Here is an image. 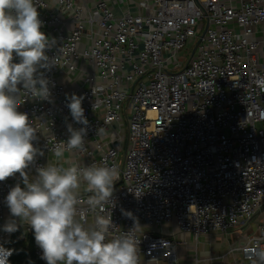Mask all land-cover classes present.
I'll list each match as a JSON object with an SVG mask.
<instances>
[{"label":"built area","instance_id":"built-area-1","mask_svg":"<svg viewBox=\"0 0 264 264\" xmlns=\"http://www.w3.org/2000/svg\"><path fill=\"white\" fill-rule=\"evenodd\" d=\"M38 11L55 38L46 54L60 57L39 70L50 99L24 96L17 109L43 153L26 171L57 162L50 149L67 141V125L83 127L67 97L82 96L85 150L65 159L118 167L110 236L138 222L141 264H182L179 243L189 245L175 229L190 236L192 264H251L243 248L264 247V0H38ZM17 183L19 173L0 182V239L32 238L47 264L6 206ZM88 195L82 186L81 208ZM11 220L17 231L5 232ZM205 235L224 239L225 252L202 258Z\"/></svg>","mask_w":264,"mask_h":264},{"label":"clouds","instance_id":"clouds-1","mask_svg":"<svg viewBox=\"0 0 264 264\" xmlns=\"http://www.w3.org/2000/svg\"><path fill=\"white\" fill-rule=\"evenodd\" d=\"M39 16L38 0H0V182L19 173L24 185L17 183L9 190L6 206L11 217L31 227L47 264H141L138 222L129 231L110 236L112 215L106 206L113 205L118 167L103 162L80 166L65 159L66 152L85 150L89 122L82 96L67 97L73 121L83 127L67 125V141L50 149L57 162L36 167L34 176L26 171L43 153L33 145L36 130L28 115L17 109L24 96L50 99L49 80L39 70H50L60 57L46 54L55 38L41 30ZM14 54L19 62H13ZM102 132L98 129L97 135ZM82 186L89 193L86 208L80 207ZM86 211L94 213L91 225ZM3 230L17 231L15 220L5 223ZM12 251L0 246V264H9ZM243 252L251 264H264V247L245 246Z\"/></svg>","mask_w":264,"mask_h":264},{"label":"crops","instance_id":"crops-1","mask_svg":"<svg viewBox=\"0 0 264 264\" xmlns=\"http://www.w3.org/2000/svg\"><path fill=\"white\" fill-rule=\"evenodd\" d=\"M118 7V4H117ZM125 7V4L122 6ZM121 8V7H120ZM176 232V238L181 242L184 239L188 241L189 246H184L183 244L179 243V251L181 255V263L182 264H192V258H193V247H192V241L190 239L189 234H182L179 233L177 229H175ZM213 237L214 236H210ZM210 237H206L202 239V244L199 247V254L202 256V258L208 257L210 254L217 253L218 249H221L222 247L223 251L226 248V243L224 242V239L215 238V241H210ZM209 240V241H208ZM208 245H213L212 248H209ZM231 259H226L224 262H215V263H209V262H203V264H230Z\"/></svg>","mask_w":264,"mask_h":264},{"label":"trees","instance_id":"trees-1","mask_svg":"<svg viewBox=\"0 0 264 264\" xmlns=\"http://www.w3.org/2000/svg\"><path fill=\"white\" fill-rule=\"evenodd\" d=\"M18 231L12 236L0 239V246L11 249L12 255L8 258L9 264H42L35 254L32 238L28 240H16Z\"/></svg>","mask_w":264,"mask_h":264},{"label":"rangeland","instance_id":"rangeland-1","mask_svg":"<svg viewBox=\"0 0 264 264\" xmlns=\"http://www.w3.org/2000/svg\"><path fill=\"white\" fill-rule=\"evenodd\" d=\"M204 27H205V23L203 22V23L201 24V26L199 27V29H201V31H202V30H204ZM254 220H255V218H254ZM171 229H172V228H170V230H171ZM206 237H207V235H205V236H201L200 239H204V238H206ZM210 241H215V238L211 237V238H210ZM230 241H231V242H234V236H231V237H230ZM208 246H209V248H212L213 245H208ZM220 248H221V249H218V250H217L218 252H217V253L215 252L214 255H220V254H222L223 252H225V251L222 250V249H223L222 247H220ZM233 255H235V254H233ZM225 258H231V260H232V256H231V257H225Z\"/></svg>","mask_w":264,"mask_h":264},{"label":"water","instance_id":"water-1","mask_svg":"<svg viewBox=\"0 0 264 264\" xmlns=\"http://www.w3.org/2000/svg\"><path fill=\"white\" fill-rule=\"evenodd\" d=\"M262 208H264V204H263Z\"/></svg>","mask_w":264,"mask_h":264}]
</instances>
